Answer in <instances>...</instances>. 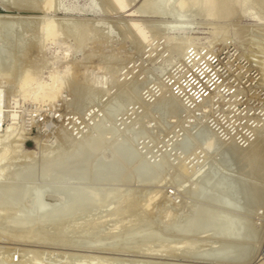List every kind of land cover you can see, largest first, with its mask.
I'll use <instances>...</instances> for the list:
<instances>
[{
  "label": "rangeland",
  "instance_id": "374dc122",
  "mask_svg": "<svg viewBox=\"0 0 264 264\" xmlns=\"http://www.w3.org/2000/svg\"><path fill=\"white\" fill-rule=\"evenodd\" d=\"M16 1L0 0V89L4 93L5 110L16 114L14 120L6 116L2 124L4 128L11 125L13 137L17 142L12 138L6 146L11 148L9 152L11 160L6 157L8 163L4 159L2 161L7 165L0 163L2 168V172L0 169V204H3L0 207V219L11 217L13 210L15 212L12 217H17L15 209L19 206L35 205L38 197L32 191L41 184L40 182L46 183L43 173L44 162L40 166L42 162L40 150L45 149L44 146L59 149L61 144L62 150L57 151L67 155L72 151V147L94 136L102 137L106 144L105 148L109 149L115 141L127 139L129 136L127 140L134 142L139 151L142 149V157L152 160L155 158L159 161L153 162L154 166L165 162L162 167L164 175L159 177L161 178L159 181L158 178L154 182L145 183L137 177L134 180L132 176L129 181H125L126 183L119 182L117 185L122 190L114 201L117 205L111 202V205L92 209L91 213L89 210L85 213L86 217L85 214H78L73 217L75 223L95 220L110 223L118 217L115 214L118 207L122 208L127 204L125 201H130L134 204L133 209L136 213L125 211L121 214L124 216L122 222L125 223V228L122 222H118L117 225L116 221L107 224L108 230L114 228L113 230L117 232L118 230L123 232V237L120 234L121 238H115L116 240L109 238L112 239L111 243L116 241L114 243L121 246L124 243L131 244L137 241L144 231V233L152 231L166 234L167 239L164 242L167 245H180L182 240L186 239L184 237L188 238V234H196L202 238L210 235V238H206L212 237L214 241L206 238L200 240L201 253L204 254L205 251L208 254L207 251L210 249L212 250L209 251L210 255L216 256L218 252L217 256H223L224 253L225 258L228 256L237 258L240 264H264V0H257L258 7L254 4L256 1L249 0L251 2H249V12L256 15V19L240 9L247 1L241 0L245 2H242L243 4L240 2L241 6L236 14H228L227 18L225 14L223 17L218 15L220 17L218 19L217 15H196L190 11L194 17L188 12L190 14L187 13L188 16L182 17L181 21L164 19L157 14L136 15L133 10L144 0H134L128 7L130 11L117 10V8L115 10L114 4L108 0H93L95 2L54 0L58 10L44 9L47 0H20L19 5ZM2 6L9 10H3ZM55 16H59L58 18L61 16L65 23L69 19L68 22L78 19L87 22V26L95 24L94 29L93 26H89L91 29L88 34L92 38L88 36L91 39L79 42L74 35L62 29L54 36L47 35L48 19L50 17L57 23ZM133 19L136 21L141 19L139 23L144 29L145 38L136 35L138 33L132 25ZM58 20L60 21L61 18ZM63 21L58 22V25L64 23ZM175 25L181 28L174 27ZM222 31L227 33L226 36L221 33ZM20 67L25 69L21 70ZM26 69L32 71L34 77L23 87L21 78ZM52 74L59 76V81L62 83L65 81V84L63 83L65 88L62 87L54 96L37 97L31 87L52 83L54 81ZM207 93L208 95H205ZM12 121L13 123L10 124ZM3 133L0 131V139L3 138ZM2 147L3 145L0 150ZM31 150L39 152V155L32 156L34 159L26 156L29 155L26 152ZM24 158L26 159L22 160ZM30 158L33 159L32 165L28 164L31 163ZM3 167L6 168L3 170ZM129 172L131 175V169ZM122 182L124 184H120ZM228 188L230 192H227ZM243 192H245L244 197ZM46 196L47 194H44L42 200L49 202ZM19 199L24 200L20 202L23 205L19 203ZM220 206L224 207L223 212ZM112 207L114 211L111 210ZM109 209L111 212L108 211ZM149 210H152L150 214ZM217 212L222 215L229 214L236 220L238 216L239 223H236V229L242 226L239 228V234L233 233L232 229L226 240L217 233H212L214 228L212 226H208L211 229L208 228L206 222L208 223L210 216ZM3 215L5 217H2ZM79 215H82L81 218ZM138 216H146V219L150 220L149 223L145 221L148 223L147 226L139 230L135 228L136 223H134L138 222L136 220ZM2 219L0 220V264H18L20 261L29 264L26 257L31 259L37 251L43 250L40 243L44 240L43 242L39 240L36 234L37 231L42 232V227L40 226L38 230L39 226H35L36 228L29 231L12 224L9 218L6 221ZM196 219L204 223L201 228L204 230L190 233L188 226ZM73 222L71 221V226L70 223L62 225L63 231H58L61 223H52L48 226L47 232L41 233L44 235L41 236L44 237L42 239L46 241L43 245H47L43 252L46 255L49 253L47 256H42L44 264L47 261V264H58L60 261L71 264L79 258L78 255L88 252L79 245L82 242L79 240L85 238L78 237ZM132 222L135 224L134 230ZM129 225L130 229H128ZM55 229H57L56 236ZM69 230L73 231L72 234ZM128 230L131 234L127 233ZM25 231L26 234L28 231L31 233L32 239L25 236ZM48 231L49 235L51 233L50 236ZM231 233L234 237H231ZM32 234L36 236L33 237ZM129 235H134L135 238L131 237L130 240ZM239 235L241 239H237ZM230 238L231 243H228ZM92 239L88 238L84 241L91 240L89 241L91 243ZM101 239L98 243L108 242L105 237ZM31 241H37L36 245ZM66 241L70 245L71 243L75 245L72 244L71 248ZM239 242L244 244L241 245ZM242 247L245 248L244 251ZM174 251L177 256L181 252L179 249L178 253L176 249ZM43 252L41 255H45ZM136 254L131 252L122 255L123 258L127 257L126 261H128L123 263L129 264L137 259L135 263L140 260L143 264L142 259H145L143 262L148 260V257L142 258V255L138 254L139 257ZM180 254L175 258H181ZM73 255L75 259L71 261ZM174 255L170 253L166 256L174 258ZM80 260L77 259L75 263L80 264L81 262H78ZM66 262L63 264H67Z\"/></svg>",
  "mask_w": 264,
  "mask_h": 264
},
{
  "label": "bare ground",
  "instance_id": "6f19581e",
  "mask_svg": "<svg viewBox=\"0 0 264 264\" xmlns=\"http://www.w3.org/2000/svg\"><path fill=\"white\" fill-rule=\"evenodd\" d=\"M38 1V0H36ZM48 3L44 6L45 8L44 9H53V10H58L55 6V1L54 0H47ZM93 1V0H92ZM110 3L114 4L115 7H113L115 10L117 8V10H122V11H130V9L128 8L132 2L134 0H108ZM256 1V3H253L254 4H257V7H258V3H257V0H254ZM45 2V1H44ZM43 2V3H44ZM95 2V1H93ZM93 2L92 5L94 4ZM243 4L242 2H245V1H239V0H144L142 2V4L134 9L133 11L136 13V15H150V14H157V15H160L162 18H168V20H171V21H181L183 20L182 17H187L188 15H186L188 12L192 11V13L194 12V14H203V15H207V16H218V15H223L224 16H228V14H231V15H235L238 8L241 6V4ZM249 0L246 1V3L244 4V6L240 9L242 11H244L245 14H249L251 16H253L255 19H256V15H253V13L249 12L250 10V5H249ZM97 3V2H96ZM251 3V2H250ZM16 4H20V0L16 1ZM91 5V4H90ZM95 5V4H94ZM3 7V6H2ZM96 7V5H95ZM256 7V6H255ZM256 7V8H257ZM90 8V7H89ZM88 9V8H87ZM95 9V8H94ZM239 9V10H240ZM252 9V8H251ZM253 10V9H252ZM6 11V10H5ZM241 11V12H242ZM260 11V10H259ZM258 12V11H257ZM256 12V13H257ZM261 12V11H260ZM98 13V12H97ZM131 13V12H130ZM191 13V12H190ZM188 13V14H190ZM191 13V14H192ZM235 13V14H233ZM254 13V14H256ZM194 14L193 17H194ZM258 14V13H257ZM262 14V12H261ZM186 15V16H185ZM192 15H191V18H192ZM238 15V14H237ZM226 16V18H227ZM56 17V16H55ZM54 17V18H55ZM59 16H57V23L54 19L50 18L48 19V23L46 25V33L47 35H56L58 33V31L60 29H62V31L65 30L70 33V35H74L77 40L79 42H84L85 40L87 39H91L92 37L89 36L88 32L90 31L89 29H91L89 26H93V29H94V25L95 24H90L87 26V22H82L78 19H72L71 22H68L66 21V23L62 20V17L60 16L61 20L60 21H63L64 23H59L60 25H58V22H60L58 19ZM261 17V16H260ZM263 17V15H262ZM190 18V17H188ZM163 19V20H164ZM218 19H220V17L218 16ZM66 20V19H64ZM82 20V19H81ZM134 20V19H133ZM141 20V19H139ZM139 20L136 21V19L133 21L132 25L133 27L135 28V30L137 31L136 35L139 36V38L141 37H146L145 35V32H144V29L142 28L141 24L139 23ZM89 21V20H88ZM93 21V20H92ZM87 23V24H86ZM93 23V22H92ZM223 26V25H222ZM169 27H173L171 25H169ZM174 27H178L179 29L181 28V26H178V25H175ZM221 27V26H220ZM219 28V27H218ZM223 28V27H222ZM99 30V28H98ZM9 31V29H8ZM11 31V30H10ZM94 31V30H93ZM101 31V30H100ZM221 31V30H219ZM12 32V31H11ZM92 32V30H91ZM90 32V33H91ZM98 33V32H97ZM223 35L227 34L225 33L224 31L221 32ZM100 34V33H99ZM93 35V34H91ZM91 37V38H88ZM222 36V35H221ZM226 36V35H225ZM223 36V38L225 37ZM18 46V45H17ZM15 47V46H14ZM16 48V47H15ZM12 49V48H11ZM8 63V62H7ZM5 62V64H7ZM21 70L24 68L20 67ZM25 69V68H24ZM20 70V71H21ZM27 70V69H26ZM19 72V71H18ZM21 75V74H20ZM54 81H52V83H49L47 85H36L34 87H31V89L34 91L35 95L37 97L39 96H54L62 87L65 88V86H63V83L65 84V81L62 83L61 81H59V76L55 75V74H52ZM33 73L32 71L30 70H27L23 75H22V78H21V84L22 86L24 87L25 84L28 85L29 81L32 79L33 80ZM80 85V84H79ZM30 89V90H31ZM48 96V97H49ZM5 103H4V93L3 91L0 89V131H3V138L0 139V147L3 145V147L1 148V152H0V163H3V159L4 161L6 160L5 158L7 157L9 160H11V154L9 155V152L11 151V148H7L6 146L8 145V143H10V141L12 140L13 138V141H14V138L13 137V131L12 129L10 128L11 125H8L7 127L4 128L3 126V121L5 119L6 116H10L12 120H14L16 118V114L15 113H9L5 110ZM9 111V110H8ZM13 123L10 122V124ZM103 124V123H102ZM101 124V125H102ZM2 126V127H1ZM110 126V125H109ZM100 127V126H99ZM108 127V126H106ZM115 127V126H114ZM101 128V127H100ZM99 128V129H100ZM95 132H96V129H95ZM98 132V131H97ZM92 133V131H91ZM88 134V133H87ZM100 134V133H99ZM107 134V133H106ZM20 135V134H19ZM93 135V134H92ZM105 135V134H104ZM103 135V137H105ZM116 135V134H115ZM126 135V134H125ZM1 136V137H2ZM21 136V135H20ZM25 136V135H23ZM22 136V138H23ZM88 136V135H87ZM86 136V137H87ZM90 136V135H89ZM102 136V135H101ZM120 136V135H119ZM188 136V135H187ZM190 136V135H189ZM67 137V136H66ZM111 137V136H110ZM123 138V136H120ZM74 138V137H73ZM85 138V137H84ZM106 138V137H105ZM117 138V137H116ZM129 138V136H128ZM127 138V139H128ZM183 138V137H182ZM193 138V137H192ZM115 138H113L114 140ZM127 139H121V140H117L114 142V145L112 146L111 149L109 148H105V145L104 144V141L102 139V137L100 136H97V137H93V138H88V139H85L84 141L80 142L76 147H72V151L67 155H65L64 153H60V151H57L60 148L59 146V149L58 148H54V147H45L42 148L40 156L42 158V162L40 163L39 161V156H38V161L40 163V166L42 165V163L44 162V168H43V173H44V177L46 178V183H42L40 182L41 184L40 185H37L36 186V189L32 192H35L38 199L35 203V205L31 206V207H22V206H19V208H16L15 210L17 211V217L14 216V210L11 211V213L13 215H11V217H6V218H3L6 219L9 218V221L14 224V225H18V227H21L22 229H25V230H31L34 229L35 226H39L38 227V230L40 228V226L42 227V232L41 231H36L38 233H36L38 235V238L39 240L41 239L42 242L45 239H42L44 237H41V236H44V235H41V233H45L47 232L48 230V226L52 223H61V227H59L58 231H63V228H62V225L66 224L67 223H70L69 225L71 226V221H74L73 222V227L76 226V230H77V234H78V237L79 238H85V239H88V238H93L92 241L93 242H89L91 240H87V241H84L82 239H80L79 241H82L80 242L81 244H78L80 246H82V249L84 247L85 250H87L88 252H86L85 254L83 255H78L79 258H76L75 259V256L73 257V259H71V255L69 256V258L72 260L75 259V261L77 259H81L80 261L78 262H81L82 264H85V261H86V264H124L123 262H125L127 259L126 258H123L124 256L122 255H126V253H137L136 256L139 254L140 256L142 255L144 257H148V260L144 261L145 259H142V263L143 264H240V260L237 259V258H225L224 257V253L222 254L223 256H217V253H216V256H212L209 254V251H212L209 249V251H207V246H206V251L208 252V254L205 253L204 251V254L201 253L199 250H200V245H202L201 241H203V238L205 240V238L209 237V236H205V237H199L198 235L196 234H188V238L187 237H184L186 238L185 240H182V243L180 245H167L166 242V236L164 234H161V233H157V232H146L143 234L140 235V238L135 241V242H129V244H126L124 243V245H118L117 243H114L112 242L111 243V240L109 238H113V239H117L118 237L121 238V236L123 237V232H117V230H113L110 228V230H108V225L107 224H110L111 222H114L116 221V225L119 223H121L123 221V217L121 214H124L125 211H128L127 213H130L133 214V213H136L135 210L133 209V203H131L130 201H125V204L122 208H119L118 207V211H116L115 214H117L116 216H118L116 218V220L114 221H111L110 223L107 222V224L105 222H98L97 220L95 221H87V222H83L80 223V222H77L75 223V219H73L74 216L78 215V214H85L86 212H88L90 210V213H91V210L95 208H101L107 204H110L111 205V202L113 203L119 196V193L121 194L120 190V187H118L119 185V182L121 181H124V183H126L125 181L126 180H130L132 177L134 178V180L137 178H140L141 180L145 181V183L147 182H154L155 180H157L159 177H161V175L163 174L162 173V167H163V162L162 164H160L159 166H154V163L153 162H159L158 160H155V158L152 160L150 158H147V157H142V149L141 151H139V149L137 148L136 144L130 140H127ZM131 139V138H130ZM70 140V139H69ZM83 140V138H82ZM108 140V139H107ZM112 140V139H111ZM19 141V140H18ZM106 141V140H105ZM193 141V140H192ZM15 142H16V138H15ZM78 142V141H77ZM187 142V141H186ZM17 143V142H16ZM14 144V142L12 143ZM73 144V143H72ZM75 144V143H74ZM111 144V142H110ZM20 145V144H19ZM15 146V145H14ZM56 146V145H55ZM12 147V146H11ZM16 147V146H15ZM40 147H42V145H40ZM58 147V146H57ZM62 147V146H61ZM64 147V146H63ZM71 147V146H70ZM110 147V146H109ZM13 148V147H12ZM69 147H67L68 149ZM14 150V149H13ZM62 150V149H61ZM13 152V151H12ZM66 153V150L64 151ZM17 153V152H16ZM26 153H28L29 155H26ZM25 153L26 156H36L39 155L37 151L35 150H31V151H27ZM23 155V154H22ZM21 155V156H22ZM148 156V154H147ZM10 157V158H9ZM20 157V156H19ZM32 157V158H33ZM13 158H14V154H13ZM16 158V157H15ZM14 158V159H15ZM23 158V156L21 157ZM40 158V160H41ZM7 159V160H8ZM26 158L22 159V160H25ZM34 159V158H33ZM30 158V161L33 160ZM36 159V158H35ZM162 159V158H161ZM160 159V160H161ZM5 161L6 163H8V161ZM28 160V159H27ZM163 160V159H162ZM35 161V160H34ZM19 162H21V160H19ZM23 162V161H22ZM21 162V163H22ZM25 164H26V161H24ZM29 162V161H28ZM36 162V161H35ZM162 161H160L161 163ZM11 163V161H10ZM28 164L32 165V161L31 163L29 162ZM3 165H7V164H4ZM12 165V164H11ZM162 165V166H161ZM9 166V165H8ZM7 166V167H8ZM1 167H2V164H1ZM129 167L131 169V175H130V172H129ZM4 168L6 167H3V170ZM128 168V169H127ZM1 169V172H2V168ZM165 170V169H164ZM163 170V171H164ZM8 171H9V168H8ZM33 171V170H32ZM20 172V171H18ZM42 173V174H43ZM88 173V175H87ZM165 173V171H164ZM4 174V173H3ZM7 174V173H5ZM30 176V174H28ZM41 175V174H40ZM164 175V174H163ZM211 175V174H210ZM227 175V174H226ZM33 176L35 177V175L33 174ZM42 176V175H41ZM132 176V177H131ZM232 176V175H231ZM32 177V176H31ZM216 177V175H215ZM226 177V176H225ZM228 177V176H227ZM33 178V177H32ZM30 178V179H32ZM214 178V177H213ZM212 178V179H213ZM29 179V178H28ZM34 179V178H33ZM32 179V180H33ZM55 179V180H54ZM161 178L158 179V181L160 180ZM210 179V180H212ZM218 179V177H217ZM224 179V178H223ZM215 180V179H214ZM231 180V178H230ZM237 180V179H236ZM235 180V182H236ZM44 181V182H45ZM157 181V182H158ZM208 181V180H207ZM221 181V180H220ZM229 181V180H228ZM233 182V180H231ZM35 182V181H33ZM218 182V181H217ZM123 182L120 183V184H124ZM205 183V182H204ZM211 183V182H210ZM210 183H207V184H210ZM39 184V183H38ZM144 184V183H143ZM142 184V185H143ZM156 184V183H155ZM154 184V185H155ZM206 184V183H205ZM230 184V183H229ZM236 184V183H235ZM239 184V182H238ZM212 186V185H211ZM220 186V185H219ZM233 186V185H232ZM214 187V186H213ZM223 187V186H222ZM231 187V186H230ZM200 188V186H199ZM203 188V187H202ZM205 188V187H204ZM212 188V187H211ZM207 189V188H206ZM151 190V189H150ZM197 190V188H196ZM217 190V189H216ZM241 190V189H240ZM243 190V189H242ZM241 190V191H242ZM156 190H154L155 192ZM203 191V190H202ZM205 191V190H204ZM203 191V192H204ZM211 191V190H210ZM236 191H237V188H236ZM153 192V191H152ZM218 192H220L218 190ZM227 192H230L229 191V188L227 189ZM232 192V191H231ZM151 193V192H150ZM224 193V192H223ZM244 193V195H243ZM242 195L243 197L245 196V192H243ZM44 194H47L46 198L49 200L48 201H43V196ZM149 194V192H148ZM214 195V193H213ZM220 195H221V192H220ZM228 195V193H227ZM25 196V195H24ZM149 196V195H148ZM151 196H152V193H151ZM235 196V195H234ZM233 196V197H234ZM201 197V196H200ZM222 197V196H221ZM231 197V195H230ZM131 198V197H130ZM153 198V197H152ZM159 198V197H158ZM157 198V199H158ZM223 198V197H222ZM146 199V197H145ZM156 199V201H157ZM234 199V198H233ZM232 199V200H233ZM243 199V198H241ZM245 199V198H244ZM228 200V199H227ZM240 200V199H239ZM24 200L22 199H19V203ZM123 201V200H122ZM141 201V200H139ZM150 201V200H149ZM155 201V200H154ZM153 201V202H154ZM159 201V200H158ZM238 201V200H237ZM236 201V202H237ZM120 202V201H118ZM5 203V202H4ZM16 203V202H15ZM14 203V204H15ZM17 203V204H19ZM139 203V202H138ZM2 204V203H1ZM1 204H0V207H1ZM7 204V203H6ZM13 204V206H14ZM22 204V203H20ZM117 205L116 202H114V205ZM120 204H122L120 202ZM119 204V205H120ZM129 204V205H128ZM154 204V203H153ZM207 204V203H206ZM205 204V205H206ZM212 204V203H211ZM215 204V203H214ZM225 204H227L225 202ZM3 205V204H2ZM9 205V204H8ZM23 205V204H22ZM132 205V206H131ZM203 205V204H202ZM228 205V204H227ZM230 205V204H229ZM16 206V204H15ZM143 206V205H142ZM155 206V205H154ZM210 206V205H208ZM212 206V205H211ZM10 207V206H9ZM8 207V208H9ZM22 207V208H21ZM108 207V206H107ZM111 207V206H110ZM117 207V206H116ZM121 207V205H120ZM132 207V208H130ZM136 207V205H135ZM203 207V206H202ZM216 207V206H215ZM219 207V206H218ZM217 207V209H218ZM223 207V206H222ZM12 208V206H11ZM109 208V207H108ZM195 208V207H194ZM221 208V206H220ZM224 208V207H223ZM221 208V210L223 209ZM14 209V208H13ZM132 209L134 210V212H132ZM166 209V208H165ZM1 210H3L1 208ZM7 210V209H6ZM112 211H114L113 207L111 208ZM116 210V208H115ZM8 211V210H7ZM110 211V209L108 210ZM152 210H149V214ZM195 211V209L193 210ZM226 211V210H225ZM228 211V210H227ZM234 211V209H233ZM111 212V211H110ZM223 212V210H222ZM6 213V211H5ZM4 213V214H5ZM8 213V212H7ZM93 213V212H92ZM113 213V212H112ZM113 213V214H114ZM221 213V211H220ZM220 213H214L212 216H210V220L208 221V223L206 222L207 224V227L208 226H212V228H214L213 232L212 233H217L218 235H220L221 238H226L229 236V232L233 229V233H237L239 234V228H242V226L238 227L237 225V229H238V232H237V229H236V223L238 224L239 221H238V216H237V220L234 219L232 216H229L228 215H222ZM235 213V212H234ZM233 213V214H234ZM89 215V213H87ZM168 214V213H167ZM237 215L239 213H236ZM10 215V214H9ZM95 215V214H94ZM100 215V214H99ZM128 215V214H127ZM191 215V214H190ZM193 215V214H192ZM240 215V214H239ZM82 216V215H81ZM81 216L79 215V217L81 218ZM86 217V214L84 215ZM91 216V215H89ZM98 216V215H96ZM107 215H105L106 217ZM108 216H110V214L108 213ZM114 216V215H113ZM132 216V215H131ZM135 216V215H134ZM133 216V217H134ZM149 216V215H148ZM147 216V217H148ZM170 216V215H169ZM168 216V217H169ZM174 216V215H173ZM234 216V215H233ZM2 217H5V215H3ZM72 217V218H71ZM84 217V218H85ZM101 217V216H99ZM103 217V218H105ZM115 217V216H114ZM136 217V216H135ZM134 217V218H135ZM167 217V219H168ZM192 217V216H191ZM194 217V216H193ZM108 218V217H107ZM111 218V217H110ZM109 218V219H110ZM149 218V217H148ZM166 218V217H165ZM245 218V217H244ZM2 219V218H1ZM0 219V220H1ZM2 219V220H3ZM83 219V218H82ZM90 219V218H89ZM98 219V218H97ZM8 220V219H7ZM93 220V218H92ZM105 220V219H104ZM134 220V219H133ZM131 220V221H133ZM138 222H134L136 223V227H135V224L133 223V227L132 229L134 230V227L135 228H142L144 226H147V224L150 222V220L146 219V216L144 217H137L136 219ZM171 220V219H170ZM174 220V219H173ZM191 220V219H190ZM237 222H236V221ZM240 220V219H239ZM7 222L9 223L8 225H10V222ZM79 221V219H78ZM85 221V220H84ZM106 221V220H105ZM126 221V220H125ZM130 221V220H128ZM145 221H148L145 222ZM172 221V220H171ZM184 221V220H183ZM188 221V220H187ZM241 221V220H240ZM127 222V221H126ZM186 222V221H185ZM184 222V223H185ZM74 223H75V226H74ZM123 223V222H122ZM173 222H170V224H172ZM183 223V224H184ZM124 224V228H125V223ZM129 224V222H128ZM169 224V223H168ZM151 225H152V222H151ZM182 225V224H181ZM203 225L204 223L201 222V220L199 219H196L193 221V223H191L188 228L190 230V233H195L197 231H202L204 229H201L203 228ZM234 225H235V229H234ZM113 226V225H112ZM121 226V225H120ZM127 226V225H126ZM155 225H153L154 227ZM11 227V226H10ZM67 227V226H66ZM72 227V228H73ZM111 227V226H110ZM115 227V226H114ZM130 225H129V228L130 229ZM156 227V226H155ZM20 228V229H21ZM36 228V227H35ZM55 228V227H54ZM69 228V227H68ZM122 228V226H121ZM120 228V229H121ZM148 228V227H147ZM179 228V227H178ZM210 228V227H208ZM244 228V227H243ZM19 229V231H20ZM52 229V228H49V230ZM159 229V227H158ZM211 229V228H210ZM34 230V232H36ZM53 230V229H52ZM56 230L55 229V236H56ZM73 230V229H72ZM79 230V231H78ZM108 230V231H107ZM144 230V228H143ZM154 230V229H153ZM160 230V229H159ZM178 230V229H177ZM28 233L26 234V231H25V236H28L30 237L31 236V233ZM67 231V230H66ZM75 231V230H73ZM72 231V232H73ZM127 231V229H126ZM148 231V229L146 230ZM150 231V229H149ZM243 231V230H242ZM33 232V233H34ZM69 232H71L69 230ZM71 232V234H72ZM137 232V230H136ZM161 232V231H160ZM60 234V232H58ZM126 233V232H125ZM127 233H130V230H128ZM133 233V232H132ZM163 233V232H162ZM176 234V232H174ZM207 233V232H206ZM211 233V232H210ZM211 233V234H212ZM233 233H231V237H234L232 235H234ZM241 233V232H240ZM243 233V232H242ZM15 235V233H13ZM19 234V232H18ZM23 234V233H22ZM62 234V233H61ZM60 234V235H61ZM107 234V235H105ZM119 234V235H118ZM120 234H122L120 236ZM131 234V233H130ZM169 234V233H168ZM171 234V233H170ZM173 234V233H172ZM34 235L33 237H35L36 235L35 234H32ZM48 235H49V231H48ZM51 235V233H50ZM49 235V236H50ZM67 235V234H66ZM76 236V234H74ZM74 235L72 236V238L74 237ZM174 235V234H173ZM217 235V237H218ZM241 235V234H240ZM237 237V239H241V237ZM248 235V234H247ZM59 236V235H58ZM130 236V235H129ZM134 236V235H133ZM132 235L129 237H133ZM181 236V234L179 235ZM186 236V235H185ZM216 236V235H214ZM245 236V235H243ZM17 237H20L19 235H17ZM23 237V235L21 236V238ZM48 237V236H47ZM46 237V238H47ZM68 237V235H67ZM102 237H105L106 241H108L107 243H98V241H101L103 239H101ZM125 237V236H124ZM176 237V236H175ZM219 237V238H220ZM53 238V237H52ZM59 238V237H58ZM127 238V237H126ZM135 238V237H133ZM137 238V237H136ZM170 238H171V235H170ZM182 238V236H181ZM206 238V239H207ZM210 238V237H209ZM243 238V237H242ZM28 239V238H27ZM26 239V240H27ZM30 239H32L30 237ZM34 239V238H33ZM37 239V237H36ZM48 239V238H47ZM64 239V238H63ZM67 239V238H66ZM65 239V240H66ZM76 239V237H75ZM101 239V240H100ZM109 239V240H107ZM115 239V240H116ZM212 239V237H211ZM211 239H207V240H211ZM228 238H226L227 240ZM247 239V238H246ZM37 240V241H39ZM73 240V239H72ZM126 240V239H125ZM132 240V238L130 239ZM169 240V238H168ZM178 240V239H177ZM213 240V239H212ZM225 240V241H226ZM230 240H232L231 238L228 240V243H231L229 242ZM236 240V239H235ZM21 241V240H20ZM30 241V240H29ZM37 241H31L32 243L35 244V242L37 243ZM68 241V240H67ZM66 241V242H67ZM71 241V240H70ZM68 241V242H70ZM78 241V240H77ZM110 241V242H109ZM214 241V240H213ZM216 241L218 242V240L216 239ZM220 241V239H219ZM223 241V240H222ZM224 241V242H225ZM239 241V240H238ZM244 241V239H243ZM26 243H28L27 241H25ZM41 242V241H40ZM43 243H40L38 245H40V247H43V250L42 251H37L34 255L33 251V257L30 258L31 259H28L26 257V260L29 264H44L43 260L42 259L43 257L42 256H47L44 251V247L46 249V246L47 245H43ZM48 242V241H47ZM52 242V241H51ZM56 242V241H55ZM60 242V241H59ZM67 242V245L70 243ZM73 242V241H72ZM75 242V241H74ZM88 242V243H87ZM124 242V241H123ZM157 242H162L160 244H158ZM164 242V243H163ZM227 242V241H226ZM234 242V241H232ZM237 242V241H236ZM49 243V242H48ZM119 243V242H118ZM157 243V244H156ZM223 243V242H222ZM238 243V242H237ZM242 243V242H241ZM239 242V244H241ZM25 244V243H24ZM54 244V243H53ZM72 244L70 245V247L72 248ZM212 244V243H211ZM234 244V243H233ZM236 244V243H235ZM244 244V242L242 243ZM241 244V245H242ZM246 244V243H245ZM36 245V244H35ZM43 245V246H42ZM52 245V244H51ZM61 245V244H60ZM75 244H73L74 246ZM79 245L77 247H79ZM247 245V244H246ZM246 245H244L245 247H247ZM249 245V244H248ZM49 247V246H48ZM52 247V246H50ZM65 247V246H64ZM67 247V246H66ZM76 247V246H75ZM211 248V246H209ZM222 247V246H221ZM240 247V246H239ZM54 248V247H52ZM58 248V247H57ZM60 248V247H59ZM69 248V247H67ZM66 248V249H67ZM24 249V247H23ZM48 250L50 248H47ZM74 249V248H73ZM78 249V248H77ZM174 249H176V251L179 249V251H177V253L179 252L181 258L177 259L178 256L176 254V252L174 251ZM243 249V247H242ZM248 249V248H246ZM12 250V248H11ZM26 250V249H25ZM33 250V249H32ZM36 250V249H35ZM51 250V249H50ZM54 250V249H53ZM76 250V249H75ZM79 250V249H78ZM204 250V249H203ZM245 250V248L243 249V251ZM23 251V250H22ZM29 250H27L28 252ZM31 251V249H30ZM46 251V250H45ZM82 251V250H81ZM122 251H125V252H122ZM173 251V253L171 252ZM202 251V250H201ZM217 251V250H216ZM43 252V254L45 255H41V253ZM48 252V251H47ZM171 253V255H174L176 254V256L174 255V258H168L167 256ZM175 252V253H174ZM226 252V250L224 251ZM246 252V251H245ZM58 253V252H57ZM64 253V252H63ZM232 253V252H231ZM241 253V251H240ZM29 254V253H28ZM28 254L26 256H28ZM31 254V252H30ZM54 254V253H53ZM61 254V253H60ZM67 254V253H66ZM65 254V255H66ZM70 254V253H68ZM220 254V253H219ZM24 255V254H22ZM32 255V254H31ZM58 255V254H57ZM138 255V256H139ZM165 255V256H164ZM167 255V256H166ZM62 256V255H61ZM77 256V255H76ZM122 256V257H121ZM133 256V255H132ZM139 256V257H140ZM233 256V255H232ZM244 256V255H243ZM25 257V256H24ZM41 257V258H40ZM138 257V258H139ZM177 257V258H175ZM216 257V258H215ZM7 258V257H6ZM51 258V257H50ZM67 258H68V255H67ZM134 258H135V255H134ZM151 258V260H149ZM24 259V258H22ZM39 259V260H37ZM47 260V257L45 258ZM59 259V258H57ZM147 259V258H146ZM158 259H161V260H158ZM163 259V260H162ZM5 260H8V259H5ZM19 260V258H18ZM42 260V261H41ZM54 260V259H52ZM64 260V259H63ZM68 260V259H66ZM85 260V261H84ZM133 260V259H132ZM135 260V259H134ZM137 260V259H136ZM135 260V261H136ZM247 260V259H246ZM245 260V261H246ZM10 261V260H9ZM20 261V260H19ZM23 261V260H22ZM39 261V262H37ZM51 261V260H50ZM49 261V262H50ZM60 261V259H59ZM75 261H72V263L76 264ZM84 261V263H83ZM89 263H88V262ZM117 261V263H116ZM118 261L120 263H118ZM135 261H133L132 263L134 264ZM48 262V261H47ZM47 262L45 264H47ZM66 262V261H65ZM63 262V263H65ZM68 262H70L68 260ZM128 262V261H126ZM125 262V263H126ZM129 262H131V260H129ZM248 262V261H247ZM4 263V262H3ZM25 264L24 261L23 262H19L18 264ZM52 263H55V262H52ZM61 261L58 262V264H63ZM67 263V262H66ZM71 263V264H72ZM80 263V264H81ZM132 263H129V264H132ZM141 264V261L138 260L135 264ZM5 264V263H4ZM10 264V263H9ZM56 264V263H55ZM67 264H70V263H67Z\"/></svg>",
  "mask_w": 264,
  "mask_h": 264
},
{
  "label": "water",
  "instance_id": "95a60500",
  "mask_svg": "<svg viewBox=\"0 0 264 264\" xmlns=\"http://www.w3.org/2000/svg\"><path fill=\"white\" fill-rule=\"evenodd\" d=\"M2 9H3V10H9V9H8V8H6V7H2Z\"/></svg>",
  "mask_w": 264,
  "mask_h": 264
},
{
  "label": "built area",
  "instance_id": "2783aa9c",
  "mask_svg": "<svg viewBox=\"0 0 264 264\" xmlns=\"http://www.w3.org/2000/svg\"><path fill=\"white\" fill-rule=\"evenodd\" d=\"M209 93V92H208ZM208 93L207 94H205V95H208ZM202 95H204V93H202ZM201 96V95H200ZM203 98H200V100H202Z\"/></svg>",
  "mask_w": 264,
  "mask_h": 264
}]
</instances>
